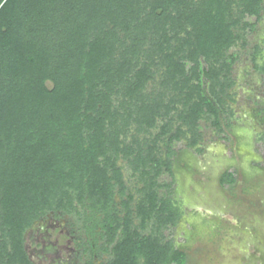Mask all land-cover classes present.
<instances>
[{
  "label": "trees",
  "instance_id": "obj_1",
  "mask_svg": "<svg viewBox=\"0 0 264 264\" xmlns=\"http://www.w3.org/2000/svg\"><path fill=\"white\" fill-rule=\"evenodd\" d=\"M260 12L261 0H0V264H33L24 233L47 213L82 219V264H186L164 241L181 212L156 179L172 142L194 148L200 120L232 115L228 52Z\"/></svg>",
  "mask_w": 264,
  "mask_h": 264
},
{
  "label": "rangeland",
  "instance_id": "obj_2",
  "mask_svg": "<svg viewBox=\"0 0 264 264\" xmlns=\"http://www.w3.org/2000/svg\"><path fill=\"white\" fill-rule=\"evenodd\" d=\"M242 23L251 28L241 31L243 40L228 52L234 59L232 115L220 116L221 127H215L212 118L200 120V140L194 148L184 140L172 142L171 174L163 171L154 187L181 212L177 224L162 235L186 253V264H264V0L259 18L245 16ZM204 67L201 60L199 70ZM200 86L207 94L202 76ZM118 164L127 189L138 197L142 183L126 162ZM226 171L235 178L234 185H221ZM84 230L75 213H47L25 231L24 250L33 264H82L88 257ZM149 231L150 224L138 228L141 235ZM106 259L103 255L102 261Z\"/></svg>",
  "mask_w": 264,
  "mask_h": 264
}]
</instances>
